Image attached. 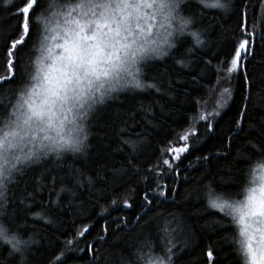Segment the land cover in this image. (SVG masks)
Returning a JSON list of instances; mask_svg holds the SVG:
<instances>
[{
	"label": "snow or ice",
	"instance_id": "1",
	"mask_svg": "<svg viewBox=\"0 0 264 264\" xmlns=\"http://www.w3.org/2000/svg\"><path fill=\"white\" fill-rule=\"evenodd\" d=\"M0 2L4 5L0 16L8 14L0 22V245L8 246V264H31L36 241L30 235L25 238L21 210H28L33 219L54 223L42 215L46 204L32 211L35 197L50 186L56 200L48 203H59L60 193L67 189L63 181L57 184L58 174L48 165L63 162L69 153L83 152L90 133L95 131L106 138L115 130L118 144L130 149L127 169L131 174L140 172L138 155L144 148L143 138L139 134L137 139L131 138L134 129L128 121L133 114L113 111L112 104L121 100L122 93L160 91L147 73L155 67L154 62L175 57L181 48L184 55L175 59V64L187 68L200 60L206 67L211 66L216 74L211 91L219 86L218 98L211 111L201 108V103L207 101L194 98L195 117H189L178 142L168 141L159 158L145 168L141 178L147 182L151 176V182L142 193L140 207L150 211L154 197L176 200V185L169 189L162 183L163 177L180 176L181 158L194 146L193 138L201 134L200 128L214 134L216 118L239 96L237 116L222 148L196 157L205 163L227 161L233 155V137L240 138L246 130L252 132L255 128L254 136L245 141L247 151L236 153L245 168L223 169L216 187L208 182L203 192L197 193L203 195L205 208L211 213L212 231H224V243L206 244L201 255L203 264H264V115L259 121L249 115L257 107L258 92H264V78L255 79L251 71L257 59L264 64V57L256 52L258 47L264 51V0L256 16L250 14L253 0ZM213 10L238 18V28L230 35L232 48L223 57L208 56L214 31ZM220 35L228 34L221 29ZM23 52L28 55L22 59ZM233 79L238 81V90L233 88ZM192 80L198 82L197 76L193 75ZM201 86L209 88L207 84ZM260 100V106H264V97ZM40 166L47 172L48 184H42L37 175L32 190L24 187L18 198L15 189L25 183L29 171L39 172ZM124 175L127 172L122 174L118 169L111 179L116 181ZM69 177L76 187L83 186L75 170L69 172ZM86 182L91 184L92 179ZM104 184L109 187L107 180ZM123 205L133 206L127 198ZM135 219L139 223L142 217L138 214ZM127 223L126 218H119L113 236L122 226L127 228ZM90 227L82 222L73 239L66 240L54 257L57 264H65L64 249L73 251L69 246L75 237L86 238ZM108 232L105 221L99 241H105ZM194 240L193 233L173 215L163 221L162 227L158 225L156 238L141 241L131 259L104 256L105 244L97 248L89 243L87 248L91 264H180L184 254L195 247Z\"/></svg>",
	"mask_w": 264,
	"mask_h": 264
},
{
	"label": "trees",
	"instance_id": "2",
	"mask_svg": "<svg viewBox=\"0 0 264 264\" xmlns=\"http://www.w3.org/2000/svg\"><path fill=\"white\" fill-rule=\"evenodd\" d=\"M261 2L262 0H253V8L250 9L252 16H256L261 10ZM3 7L0 2V8ZM7 15L5 13L0 16V22H3ZM213 15L215 16L214 31L208 56L223 57L232 48L230 35L238 28V18L219 13L217 10H213ZM208 19L205 18V24L208 23ZM12 23L14 24L15 21ZM4 29H7V25ZM221 29L228 35L221 36ZM256 52L258 57H264V51L260 47ZM27 55V52H23L21 58ZM183 55L184 49L181 48L176 52L175 57L170 56L163 61L154 62L155 67L148 71V78L157 84L160 91L148 89L134 94L122 93L121 100L112 104L113 111L133 114V118L128 121L134 129L131 138L137 139V134L143 138L141 142L144 148L138 155L140 168L138 174H131L127 169L130 149L127 145L118 144L119 138L115 130L106 138L103 134L97 135L93 131L90 133L88 146L83 152L69 153L63 162L53 161L48 165V168L58 174L57 184L63 181L67 190L60 193L58 204L48 203L49 200H56L55 191L50 186L45 187L41 194L35 197L36 203L32 205V211H39L41 204H46L42 215L54 223H46L44 219H33L28 210H21V216L25 218L22 221L26 230L25 238L30 235L36 241L32 246L31 264H50V262L57 264L54 257L64 248L66 240L73 239L74 232L81 228L82 222L91 225L90 231L86 234V238L75 237L74 244L69 246L74 248L73 251L68 252L66 248L64 249L65 264H91V256L87 248L89 243L97 248L100 244H105L102 254L109 258L131 259L141 241L146 237L156 238L158 225L162 227L163 221L166 218L171 219L173 215L178 220H182L195 237V247L184 254L180 264H195L197 260L199 264H203L201 252L205 245L224 243L221 239L224 231L221 229L212 231L214 225L211 224V213L205 208L203 195L198 196L197 193H202L203 185L208 182L216 187V181L223 169L229 166L237 171L245 168V164L237 158L236 153L247 151L245 141L249 136H254L255 128L252 132L246 130L240 138L233 137V155L227 161L205 163L197 161L196 157L222 148L224 138L231 131L233 118L237 116L239 96H235V103L230 102L229 107L216 118L214 134H207L203 127L200 128L201 134L198 138H193L194 146L184 154L187 159L184 156L181 158L180 176L169 174L163 177L162 183H166L169 189L176 185V200L173 201L171 197L167 200L163 197H154L150 211L144 212L140 207L142 193L151 182V176L147 182L141 178L145 174V168L159 158L160 150L168 141L178 142L181 130L188 127L189 117H195L194 98L199 97L202 101H207L201 103V108L209 111L218 98L219 86L215 91H211L216 79L212 67H206L200 60H195L192 62V67L181 68L174 61ZM251 71L255 79L264 78V64L259 59L253 64ZM193 75L197 76L198 82H193ZM232 83L234 90H238V81L233 79ZM204 84L209 86L207 90L201 86ZM261 97H264V92H258L257 107L249 113L253 121H259L264 115V106H260ZM193 124L195 126V119ZM255 127L259 125L256 124ZM209 159L211 160V157ZM118 169L122 174L127 172V175L113 181L112 174ZM72 170L80 174L82 187H76L71 181L69 172ZM37 175H40L42 184H48L47 172L43 166H40L39 172L29 171L25 183L15 189L18 198L24 187L32 190L33 177ZM89 177L92 179L91 184L86 182ZM102 177L104 179H101ZM104 180H107L109 187H105ZM132 189L135 191H131ZM58 190L57 187L56 191ZM126 198L132 201L131 208L123 205V199ZM112 199L116 200L115 204L111 203ZM138 214L142 217L139 223L135 219ZM121 217L127 219V228L122 226L118 234L113 236V230ZM105 221L109 225V232L105 241H99L101 225ZM157 244L159 245V241ZM7 247L0 245V264H8ZM229 264L235 262L230 261Z\"/></svg>",
	"mask_w": 264,
	"mask_h": 264
}]
</instances>
